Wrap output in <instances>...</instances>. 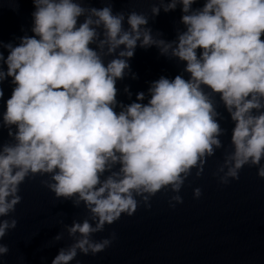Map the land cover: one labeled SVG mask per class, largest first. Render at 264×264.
<instances>
[{
  "label": "clouds",
  "instance_id": "obj_1",
  "mask_svg": "<svg viewBox=\"0 0 264 264\" xmlns=\"http://www.w3.org/2000/svg\"><path fill=\"white\" fill-rule=\"evenodd\" d=\"M196 2L161 0L152 7L155 17L161 8L167 13L181 6L184 30L166 41L161 33L153 36L147 15L114 13L112 0L102 8L82 0H32L33 35L17 45L0 42L8 52L0 51V65L7 66H0V85L8 78L14 85L0 114L12 140L0 144V218L15 212L20 185L37 175L49 177L41 183L56 199L77 208L83 203L89 213L65 225L74 242L51 264L105 251L116 234L99 241L93 234L122 214L132 216L141 202L150 207L165 189L176 193L170 206L183 203L185 180L193 169L200 177L208 157L223 147L225 129L212 94L234 122L232 151L214 175L227 185L247 165L264 178V0H204L194 9ZM138 46H155L183 62L188 78L161 76L151 82L147 103L139 92L124 105L116 84L130 72ZM193 195L200 198L202 190ZM17 223L0 219V240ZM62 239L63 233L53 238ZM9 251L0 243V258Z\"/></svg>",
  "mask_w": 264,
  "mask_h": 264
}]
</instances>
